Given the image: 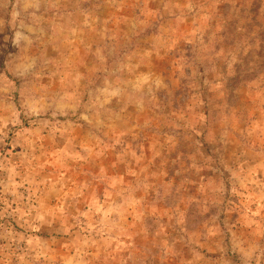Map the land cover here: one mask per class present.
Instances as JSON below:
<instances>
[{
    "label": "rangeland",
    "instance_id": "1",
    "mask_svg": "<svg viewBox=\"0 0 264 264\" xmlns=\"http://www.w3.org/2000/svg\"><path fill=\"white\" fill-rule=\"evenodd\" d=\"M0 264H264V0H0Z\"/></svg>",
    "mask_w": 264,
    "mask_h": 264
}]
</instances>
